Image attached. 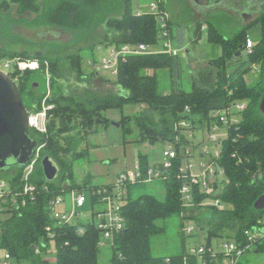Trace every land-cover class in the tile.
<instances>
[{"label":"trees","instance_id":"1","mask_svg":"<svg viewBox=\"0 0 264 264\" xmlns=\"http://www.w3.org/2000/svg\"><path fill=\"white\" fill-rule=\"evenodd\" d=\"M98 1L60 0L45 11L43 23L73 32L86 28L92 22L91 9ZM119 1L122 14L104 19L111 32L106 33L105 42L118 49L126 44L133 46L139 43L161 46L163 35L156 16L150 12L138 14L133 8V0ZM11 3L17 6L19 13L40 9L37 0H4L1 6ZM255 23L262 26L261 38L256 43L253 41L254 46L248 51V26ZM204 25H207L208 39L219 45L222 53L218 58L210 60V65L216 71L215 76L213 71L201 73V83L194 82L190 91L179 83L171 91L160 90L159 71L167 69L178 75L181 73L179 54L170 55L166 52L121 55L115 83L123 91L105 95L88 91L79 100L63 91L59 83V57L36 53L32 58H37L41 63L39 69L11 73L13 79L19 78L16 84L28 109L42 108V100L47 95L45 91L41 95L33 91L36 83H32V75L35 72L41 71L44 75L45 71L48 72L50 86L54 91L47 100L54 105L49 111L47 134L30 130L38 144L43 145L32 176L38 184V199L29 202L21 210H14L0 217V249L10 253L13 264H49L45 253L52 250L49 247L51 242L55 247V264H102L98 260L102 247L99 245L102 238L99 228L92 222L57 223L51 217L50 202L56 195H65L68 191L84 192L89 179L79 184L74 168L75 162L87 154L88 150L80 151L79 146L95 130L97 124L108 125L111 122L110 117L104 115L108 109H122L127 104L139 105L141 110L136 114L123 115L118 122L125 134L134 132V125L139 131L136 142H161L166 145V142L174 141L180 132L182 139L175 146L179 152H184L194 143L195 137L185 136L182 128L179 131L175 129L176 123L187 119L195 125L194 132H204L210 129L214 111L228 107L235 101L248 103L242 111V120L231 126L229 137L223 140L221 164L225 170V178L220 198L225 201V208L220 209L213 204L201 205L206 196L198 190L195 205H183L180 194L183 181L177 176L183 159L181 155L173 167H167L166 170L161 168L165 172V179L153 181L163 186V195L159 196L155 192L137 193L147 184L153 183L129 186L123 207L126 228L114 235L111 261L108 264H184L187 253L185 238L182 241L183 248L178 253H152V237L166 230L165 222L177 217L182 220L183 228L182 212L188 214L187 218L193 219L200 230L205 232L208 246H212L214 237H227L240 242L244 238V231L254 227L257 219L264 213V210L254 207L255 202L264 194V177H257L260 170L264 171V113L260 111L264 95V8L254 20L230 37L224 36L212 21L207 20L205 23H197L194 28L195 41L202 38ZM167 29L171 38L175 39L174 26L170 21ZM183 31L178 28L179 44L184 41ZM19 56L27 57V54L23 52ZM6 57H16V54L0 49V60ZM65 58L71 63L77 76L86 77L84 57L80 52L68 54ZM92 61L94 64L99 63L95 58ZM253 67L260 71V79L252 83L247 75ZM97 72L95 69L92 74ZM233 153H236L235 157ZM45 155L51 156L60 165L59 177L54 181H49L44 176L41 159ZM138 159L144 173L156 164L147 153L139 152ZM14 168L13 173L0 170V177L10 181L19 180L23 167ZM112 184H96L90 189L93 194L96 188L111 187ZM160 220H164V223H159ZM79 227L83 228V233L78 231ZM197 235L193 233L189 236ZM36 247L40 248L39 253L36 252ZM255 250L264 251V242ZM197 262L196 256L189 258V264Z\"/></svg>","mask_w":264,"mask_h":264},{"label":"rangeland","instance_id":"2","mask_svg":"<svg viewBox=\"0 0 264 264\" xmlns=\"http://www.w3.org/2000/svg\"><path fill=\"white\" fill-rule=\"evenodd\" d=\"M40 7L39 11H26L19 13L17 6L13 3L8 6H1L4 0H0V49L15 53L16 57H6L0 61L7 59H21L35 61L33 59L36 53H42L48 57H59L61 78L60 84L63 91L75 99L86 96L88 91H94L98 95L107 93H119L123 89L119 88L115 83L117 75L111 73L107 69L101 68L99 63L109 57L111 51L116 47L113 44L105 42L106 33H111L104 19L110 16H120L122 7L119 0H99L92 7V22L88 27L80 28L73 31L64 30L59 27L46 25L43 23L44 13L50 7L56 5L60 0H37ZM84 2V1H83ZM147 0H133V8L135 11L148 12L150 9ZM161 6L168 14L170 21L175 30L176 38L173 39V44L179 50V58L181 59V69L178 75L175 71L164 69L159 71L160 75V90L171 91L177 83L181 84L186 90H192L194 82L200 84V76L203 72L213 71L215 76V68L210 65V60L218 58L222 53L221 47L211 43L208 39L207 25L204 28L203 36L200 40L195 41V27L199 22L212 21L222 34L226 37L232 36L236 31L243 28L246 23L254 20L258 13L244 18L242 12L234 5H224L216 7L200 14L196 12L195 7L188 0H162ZM178 28L184 30V42L179 44ZM262 26L258 23L248 26V37L255 43L261 38ZM162 45L157 47L161 49ZM26 52L27 57L19 56L20 53ZM80 52L84 57L85 62V78H80L76 75L71 67V63L65 58L68 54ZM31 56V57H29ZM92 58H95L99 63L94 64ZM17 61V60H16ZM39 63V62H38ZM41 65V63H40ZM95 69L97 73L92 74ZM31 70V69H26ZM21 71L19 69L15 70ZM50 73V71H49ZM209 73V72H208ZM50 75V74H49ZM48 72L38 71L32 75V83H38L33 91L39 95L47 92H54L50 86V77ZM17 77V76H16ZM17 80L19 78H16ZM250 82H256L260 79V71L256 67L247 75ZM139 105H125L122 109L110 108L104 113L106 117H110L111 122L106 125L104 123L97 124L95 130L90 132L86 139L81 142L80 151L88 150V153L75 162L74 172L78 183L82 184L85 179L88 180V186L84 188V193L87 198L83 208H77L82 212L80 217L81 223L95 221L93 214L97 210L100 202L92 199L91 186L96 184H110L116 182L121 172L127 169H134L138 162V153H147L151 156L152 162L163 159V149L166 147L161 142L156 143H140L136 142L139 136V131L125 134L118 122L123 118V115H132L140 111ZM203 132L199 131L196 135L195 142H201ZM213 148L214 143H201L194 147V162H200L204 156L202 151L204 148ZM208 158V156H207ZM15 168L11 167L8 172H14ZM140 192H155L161 196L164 193V188L158 182L147 184ZM61 212H69L74 209L72 200V191L64 196V201L57 207ZM202 215V213L200 212ZM204 215V214H203ZM4 216V215H1ZM188 216V214L186 215ZM182 220L174 217L164 223L160 220L159 223L165 225V231L155 234L152 237V253L153 255H170L178 253L183 248V238L186 247L204 244L208 241L205 239V232L200 230V227L195 221L184 220L185 225H192L197 236H189L181 227ZM222 237H214L212 245L216 250H222ZM51 251L45 255L49 259V264H55V247L53 242L50 243ZM0 249V254H3ZM112 246L110 242L101 247L99 261L102 264H108L111 261ZM246 258L242 259L241 264H264V251L250 253L248 262ZM197 264H203L201 258H198Z\"/></svg>","mask_w":264,"mask_h":264},{"label":"built area","instance_id":"3","mask_svg":"<svg viewBox=\"0 0 264 264\" xmlns=\"http://www.w3.org/2000/svg\"><path fill=\"white\" fill-rule=\"evenodd\" d=\"M150 6L148 12L153 13L162 30V47L161 49L154 47L150 44H134L123 45L121 48H115L111 51L109 57L103 60L101 68L108 70L113 74H117L119 59L121 55L127 54H148L156 52H166L170 55H176L179 53L177 47L173 44V39L170 36V31L167 29L169 26L168 14L164 12L161 1L162 0H147ZM138 14L145 12L137 11ZM247 50L250 51L254 46V42L249 38ZM17 60V61H16ZM38 60H26V59H7L6 61H0V70L10 74L19 69L25 71L26 69H39L41 67ZM98 70V69H97ZM15 81L17 79H14ZM51 92L47 94L42 100V108L37 110H31L27 108L28 121L30 130H34L39 133L47 134L49 118V111L53 108V104L48 103V98ZM247 101H235L228 107L216 110L213 112V121L210 124V129L204 131L203 139L201 142H195L189 145L188 148L178 151L176 144H180L182 137L180 132L176 135L174 141L166 142V147L163 149V159L156 161V164L152 165L146 173L143 172L140 160L138 159L134 169H127L120 173L118 180L113 182L111 187H99L93 192V200L100 202L97 210L93 214L94 223L102 233V238L99 241V245L104 246L107 242L110 245L113 244L114 235L123 231L126 228V218L123 215V207L125 206L129 186L139 183H153L158 179H165L166 175L163 172V168L173 167L174 162L180 159L183 155L181 165H179L177 176L182 180V187L180 190L181 200L185 207H193L195 205L196 190L205 194L204 201L200 204L210 205L213 204L220 209H224L226 206L220 198L224 191V184L222 183L225 178V170L221 164V155L224 150L223 140L227 139L230 135L229 129L233 124L242 120V111L247 107ZM193 126L187 119H182L175 124V129L185 133V136L195 137L199 132L196 130L194 135ZM197 129V128H196ZM193 130V131H192ZM207 142L214 143L213 148L206 147L202 151L204 158L200 162H194V147ZM37 147V153L33 156L30 162L23 167V171L19 180L10 181L7 178L0 177V217H4L8 212L14 210H21L26 207L29 202H35L38 199V184L33 180V174L37 167L41 154V147ZM234 157L236 153L232 154ZM208 156V158H207ZM162 168V169H161ZM257 177H264V171L260 170L257 173ZM15 182V183H13ZM63 194H58L51 200V217L59 224L69 223H81L80 217L82 212L77 208H83L85 206L87 198L84 192L76 190L72 191V200L74 209L69 212H61L57 209L64 201ZM4 215V216H1ZM183 221L188 219L186 214L182 212ZM194 221V220H193ZM183 229L187 234H193L195 228L192 225H185L183 222ZM78 231L83 233V228L79 227ZM222 243V250L218 251L215 247L198 244L188 247L187 253L184 257V264H189V258L196 256L201 258L203 264H239L242 256L247 252L255 251V248L264 242V213L257 219L254 227L246 229L244 231V238L242 241L237 242L231 238H224ZM36 252H40V248L36 247ZM0 264H13L11 255L8 252L0 254Z\"/></svg>","mask_w":264,"mask_h":264},{"label":"water","instance_id":"4","mask_svg":"<svg viewBox=\"0 0 264 264\" xmlns=\"http://www.w3.org/2000/svg\"><path fill=\"white\" fill-rule=\"evenodd\" d=\"M192 5L205 6L209 0H191ZM248 18L250 15H243ZM36 83L33 86H37ZM264 113V95L260 103ZM38 141L30 134V127L23 96L10 74L0 70V170L14 166L25 167L37 153ZM44 176L49 181L59 177L60 165L49 155L41 159ZM255 209L264 210V194L255 202Z\"/></svg>","mask_w":264,"mask_h":264},{"label":"flooded vegetation","instance_id":"5","mask_svg":"<svg viewBox=\"0 0 264 264\" xmlns=\"http://www.w3.org/2000/svg\"><path fill=\"white\" fill-rule=\"evenodd\" d=\"M188 1L190 4H192L193 2L191 0ZM224 5H234L238 10L242 12L243 15H252L254 13H260L262 11V9L264 8V0H209L208 5H195V10L200 14H205L211 9Z\"/></svg>","mask_w":264,"mask_h":264},{"label":"crops","instance_id":"6","mask_svg":"<svg viewBox=\"0 0 264 264\" xmlns=\"http://www.w3.org/2000/svg\"><path fill=\"white\" fill-rule=\"evenodd\" d=\"M205 27H206V25L203 26V28H202L203 31H204V28H205ZM184 40H185V38H184ZM183 42H184V41H183ZM183 42H182V43H183ZM105 245H106V244H105ZM255 252H261V251H256V250H255V251H252V252H247V253H245V255L242 256L241 261H240L239 264H241V263H242V259H243V258H246V257H247V259H246L247 261H246V262H248V261L250 260V259H248V255H249L250 253H255ZM262 252H263V251H262Z\"/></svg>","mask_w":264,"mask_h":264}]
</instances>
